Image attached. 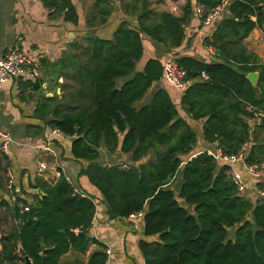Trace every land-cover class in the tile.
I'll list each match as a JSON object with an SVG mask.
<instances>
[{
  "label": "trees",
  "instance_id": "16d2710c",
  "mask_svg": "<svg viewBox=\"0 0 264 264\" xmlns=\"http://www.w3.org/2000/svg\"><path fill=\"white\" fill-rule=\"evenodd\" d=\"M198 3L211 8L218 0H186L180 16L151 10L149 0L127 3V17L111 36H90L88 32L107 24L116 8L110 0H94L85 13L84 43L73 42L51 65L69 81L60 84L64 94L43 97L35 114L71 138L70 154L83 162L79 175L98 190L110 219L141 213L144 235L156 236L138 242L144 264H264V198L240 192L227 175L229 163L207 151L183 163L181 156L192 151L197 137L165 88L158 87L147 104L134 106L163 79L160 57L135 70L144 35L162 52H173L183 44L185 26ZM43 4L77 25L70 0ZM211 27L203 45L214 49L213 61L173 53L190 80L179 104L191 119L202 121L204 141L223 154L248 142L245 162L264 161V140L258 137L264 132V117L253 124L254 113L264 112V63L244 44L254 28L264 33V0H232ZM255 71L256 88L246 78ZM102 149L107 156L119 153L126 158L104 163ZM149 153L152 160H147ZM28 187L35 191L23 195L31 201L15 191L13 201L0 199V228L2 216L17 224L2 233L0 264H23L19 247L32 264H58L69 249L84 251L94 242L88 234L93 196L76 190L63 172L53 183L37 178ZM24 206L33 207L35 217L31 211L21 212ZM106 260L101 246L85 264Z\"/></svg>",
  "mask_w": 264,
  "mask_h": 264
},
{
  "label": "crops",
  "instance_id": "0c3cea01",
  "mask_svg": "<svg viewBox=\"0 0 264 264\" xmlns=\"http://www.w3.org/2000/svg\"><path fill=\"white\" fill-rule=\"evenodd\" d=\"M70 1L75 6L78 15L77 25L64 21L61 14L51 13L44 6L43 0H0V58L10 50L19 48L38 63L39 70V76L33 80L11 79L5 82L0 89V128L7 130L12 137L8 155L4 156L0 153V199L6 198L10 202L13 201L15 198L14 191L17 193L16 195L26 197L23 192L31 194L35 191V189L28 187L29 182L34 183L35 179L39 178L53 183L60 172H63L76 190L81 188L94 198L95 212L88 231L94 242L90 243L84 251L69 249L66 254L60 257L58 264H85L90 254L100 249L101 246H103L107 256L105 264H144L138 242L141 239L155 240L156 236L144 235L142 219L133 216L125 219H110L108 217L107 208L101 201L98 190L88 181L86 176L79 175L80 166L83 162L72 158L70 154L71 138L54 135L55 129L46 126V119L35 114V109L43 97L61 96L59 85L64 83L65 79L61 74L56 75L55 78L54 73L58 74L59 72L53 69L51 65L66 50L70 49V45L74 42L72 41L75 34L74 27L85 28L84 18L87 10L82 4L88 0ZM110 1L114 2L115 5L118 3V1ZM182 7L177 11L169 4V8L159 11H167L180 16ZM117 11L118 8L116 7L113 12L114 15L110 16L107 24L96 29L95 32H88V35L91 36L94 33L99 36H111L113 30L123 19L120 14L116 16ZM130 19L135 23L134 16H131ZM211 26L203 25L199 18L193 14L189 24L185 26L183 44L171 53L162 52L158 45L144 35V56L142 54L136 63L135 70H142L145 62L149 58L155 57H160L164 62L174 60L178 55L195 56L206 61H213L215 55L208 46L203 45V38L209 36L213 30ZM261 40L264 41V33L261 28L257 27L244 39V44L249 51L260 58L261 63H264V53L256 49L257 45L261 44ZM119 82L121 83V80ZM152 87L154 88L152 93L158 87H163L168 91L178 114L191 125L196 133L197 142L192 151L181 156L184 160L183 163L203 151L213 152L218 149L214 144L204 141L201 131L202 121L191 119L179 104L182 89L167 84L163 79L154 82ZM260 117H264V112L261 116H256L253 124H259ZM49 142L52 152L43 149V146ZM103 156L107 155L102 149L101 161L110 162L112 158L120 160L126 158L120 156L119 153L107 156L105 159L102 158ZM7 169H10L14 175L15 190L12 191L6 187ZM236 169L242 171V165L236 164ZM243 179L247 185L245 193L248 196L257 197L256 188L259 187L258 184L264 185V174L254 178L243 173ZM26 198L31 201V196ZM21 212L24 211L21 210ZM2 217L4 221L5 218ZM8 220L13 226L17 225L10 217Z\"/></svg>",
  "mask_w": 264,
  "mask_h": 264
},
{
  "label": "built area",
  "instance_id": "2783aa9c",
  "mask_svg": "<svg viewBox=\"0 0 264 264\" xmlns=\"http://www.w3.org/2000/svg\"><path fill=\"white\" fill-rule=\"evenodd\" d=\"M232 0H218V3L211 8H206L203 4L198 3L195 6L194 13L203 25L209 26L216 22L219 17L225 12L228 5ZM209 50L215 55L214 49L208 46ZM186 70L182 68L174 60H168L163 62V79L169 85L183 89L190 80L186 79ZM39 76L38 63L25 52L19 48H14L7 52L0 58V89L5 82L11 79H35ZM203 78H207L204 72L201 73ZM255 116H261L262 112H255ZM53 134L66 138V135L60 130L55 129ZM12 142L11 134L0 128V153L4 156L8 155L9 146ZM43 149L52 152L50 142L43 146ZM248 152V142L242 143L238 150L232 154H223L220 149L213 152H208L215 159L223 160L231 166L227 171L228 177L237 185L240 192L245 193L247 185L243 179V173L258 178L264 174V161L255 163H246L245 158ZM236 164L242 165V171L236 169ZM6 187L12 191L14 189V175L10 169L6 170ZM256 196L258 198H264V186L256 188ZM29 206H24L22 211H30ZM130 216L141 219V213H133ZM107 252V250H106Z\"/></svg>",
  "mask_w": 264,
  "mask_h": 264
},
{
  "label": "rangeland",
  "instance_id": "374dc122",
  "mask_svg": "<svg viewBox=\"0 0 264 264\" xmlns=\"http://www.w3.org/2000/svg\"><path fill=\"white\" fill-rule=\"evenodd\" d=\"M114 1H118V3H116V5L113 2L114 6L118 8L116 16H118L120 14V15H122L120 17H122V18H126L127 17V15L123 11L124 10V4L131 3V2L135 1L136 4L140 5L141 2H142V0H114ZM92 2H93V0H88V1L83 2L82 5H83V7H86L85 9L87 10ZM184 2H185V0H149V6L148 7L151 10H158L159 11V10H162V9L169 8V4H170L171 7H174V10L179 11V9L182 7ZM74 28H75L74 29V31H75L74 35L75 36L73 35L72 41L78 42V43H84V35H85V32H86V29L85 28H80L79 26H75ZM260 43L261 44L257 45L256 49L258 51H261L262 53H264V41L261 40ZM143 56H144V54H143ZM59 74H61V72H59L58 74L54 73V77L56 78V75H59ZM129 78H131V75L125 77L122 80H126V79H129ZM64 82H69V81H65L64 80ZM152 86H153V84H152ZM152 86L146 91V93L144 94V96L141 99H139L138 101H136L134 103V106L136 108H139L142 105H145V104H147L149 102L151 94H152V91L154 90V88ZM63 94L64 93L61 90L60 95L62 96ZM258 137H259V139L264 140V132L259 133ZM106 157L107 156H103L102 158L105 159ZM152 159H153V154L149 153L147 160H152ZM104 163H106V160H104ZM178 188H179V182L177 184H174V190L177 191ZM181 203H182V201H181ZM11 226H13V224L11 222H9L8 219H5L1 223L0 236H2V233L6 232Z\"/></svg>",
  "mask_w": 264,
  "mask_h": 264
},
{
  "label": "water",
  "instance_id": "95a60500",
  "mask_svg": "<svg viewBox=\"0 0 264 264\" xmlns=\"http://www.w3.org/2000/svg\"><path fill=\"white\" fill-rule=\"evenodd\" d=\"M246 78L250 81V83L254 86V88H256L255 85H256V82L258 80V72L257 71L249 72L246 74ZM37 192H38V194H41L40 189H37ZM30 211L33 214V216L35 217L36 213H35V210L33 207L31 208ZM0 238H1V236H0ZM18 252H19V255L24 259L23 264H32L31 259L27 256V254L24 252V250L21 247H19Z\"/></svg>",
  "mask_w": 264,
  "mask_h": 264
}]
</instances>
